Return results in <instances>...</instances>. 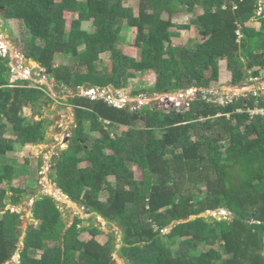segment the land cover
Wrapping results in <instances>:
<instances>
[{"label": "trees", "instance_id": "trees-1", "mask_svg": "<svg viewBox=\"0 0 264 264\" xmlns=\"http://www.w3.org/2000/svg\"><path fill=\"white\" fill-rule=\"evenodd\" d=\"M128 1L0 0V17L18 20L25 30L22 54L68 89H123L133 72L150 70L149 93L204 90L185 109L167 112L67 95L74 127L49 178L72 202L119 227L117 252L126 264H264V115L248 112L264 108V98L249 94L217 104L204 94L219 80L222 60L232 84L264 78L262 0H138L136 9ZM182 11L191 14L189 23L173 21ZM65 12L77 13L70 27ZM251 15L259 28L246 25ZM191 24L204 41L195 48L173 44L178 30ZM125 29L135 30L138 57L119 48ZM103 53L110 54L106 70ZM57 55L70 62L55 64ZM9 63L0 54V131L13 134L0 142V184H8L0 195L10 191L9 204L17 205L29 192L13 180L37 170L26 171L27 158L17 164L5 157L46 141L52 122L32 123L22 113L30 108L41 115L53 98L45 85L11 81ZM85 160L91 166L80 167ZM221 209L230 218L202 216ZM32 216L38 225L25 229L19 264H118L109 235L104 243L82 240L83 218L67 225L51 196L34 201ZM19 223L17 212L0 214V264L18 249Z\"/></svg>", "mask_w": 264, "mask_h": 264}, {"label": "rangeland", "instance_id": "rangeland-1", "mask_svg": "<svg viewBox=\"0 0 264 264\" xmlns=\"http://www.w3.org/2000/svg\"><path fill=\"white\" fill-rule=\"evenodd\" d=\"M138 0H129L128 5H131L136 9ZM262 7H264V0L261 1ZM260 10V9H259ZM200 11V10H199ZM259 14V12H258ZM167 17V14H163ZM77 18V13L65 12L66 25L71 26L73 20ZM191 14L187 11H182L173 16V21L175 23H189L191 21ZM246 25L259 28L260 23L255 20V16L251 15L246 19ZM82 26L87 29L86 23H82ZM178 36L172 39L175 45H185L190 48H195L204 39L199 34L196 25L191 24L189 29L178 30ZM123 35L126 38V42L119 44V48L124 54L130 56H137L138 52L134 46L135 30L125 29ZM25 30L21 24L16 19L4 20L0 17V54L10 58L11 66V81L18 78L19 75L22 79H29L36 84L45 85L53 101L48 107L43 108L41 115L33 114L30 108H27L22 115L32 123H39L43 119L52 122L46 130V141L44 143L36 145L23 146L13 152H9L6 155V159L15 158L18 161L17 164H22L25 159H28L25 167L26 171L28 168L30 171L33 169L37 170L35 175H28L19 177L20 180H13L12 184H17L21 186H26L28 188V194L23 197L21 202L17 205L9 204L8 196L11 194L10 191L6 192V197L3 198L0 195V214L3 210H8L12 212H17L20 214V223L17 227L21 229L19 237V244L16 253L11 257V259L6 264H19V249L21 248V240L24 236L25 229L31 223L38 225V221L32 216V207L36 196L49 195L56 202L59 210L61 211L63 219L66 221L67 225L71 224L75 216L83 218V224L88 226V230L80 235L82 240L89 239L91 237L96 238L101 243H104L109 230L106 228L105 224L108 223L100 216L95 215L93 212H88L83 207H80L77 203L72 202L67 198L56 186L53 184L49 178V173L53 167V161L57 158L58 153L65 149L69 142V136L72 133L74 127V114L71 106H68L65 101L67 95H72L73 93L86 94V90H82L81 87L76 90L68 89L57 82L52 76L51 72L39 65L33 59L26 58L21 52V45L25 43ZM82 48V47H81ZM110 54L103 53L101 57L100 66L103 69L109 68L110 65ZM73 61V60H72ZM55 64H68L70 59L63 58L61 55H57L54 59ZM225 61H220V78L217 82H212L211 87L205 90L204 93L207 97L214 100L217 104H225L228 101L233 100L235 97H244L249 94L257 95L264 98V78H259V80H251V78L246 77L243 81L232 84L231 74L227 69H225ZM155 75L152 71L147 70L143 73L133 72L128 79V87L126 90H115L112 88L107 89H95L92 95L103 96L109 98L115 104H127L131 107L149 106L155 107L160 112H167L170 110H183L187 107L188 101L193 97L200 96L201 92L204 91L200 88L191 87L188 89H183L176 91L174 93H149L146 89L154 85ZM141 89L138 94H133L134 91ZM90 93V92H89ZM125 133L130 134L131 131L127 128H120ZM5 137V138H4ZM12 138L13 134L7 132L2 135L0 131V142H5V139ZM229 151V147H226L225 152ZM110 153L109 150H107ZM39 158L41 164L38 166L36 159ZM14 163V162H13ZM24 163V164H25ZM15 164V163H14ZM19 166V165H17ZM80 167L91 166L90 161H82L79 164ZM135 178L141 179V172L138 167H132ZM8 189V184L6 182L0 184V193L2 189ZM58 191V193H57ZM105 196V192L103 193ZM213 215L218 218L222 216L229 217V214L225 210H216L212 212H206L202 216ZM111 224L112 229L115 231V237L119 240L116 244L115 250L113 252V259L118 264H126L125 260L119 256L117 249L120 247V236L121 230L114 223ZM39 254V253H38ZM39 256V255H38Z\"/></svg>", "mask_w": 264, "mask_h": 264}, {"label": "water", "instance_id": "water-1", "mask_svg": "<svg viewBox=\"0 0 264 264\" xmlns=\"http://www.w3.org/2000/svg\"><path fill=\"white\" fill-rule=\"evenodd\" d=\"M39 65H41V64H39ZM18 78H22V77L19 75ZM73 89H75V87ZM122 90H126V88H123ZM39 198H40V196H36L35 200H38ZM105 226L109 230L108 235H109V237L111 238V241H112V251H114L115 247H116V244L118 243V239H116V237H115V231L112 229V226L110 224H108V223H106ZM20 232H21V229L18 228L17 229L18 235L20 234Z\"/></svg>", "mask_w": 264, "mask_h": 264}, {"label": "built area", "instance_id": "built-area-1", "mask_svg": "<svg viewBox=\"0 0 264 264\" xmlns=\"http://www.w3.org/2000/svg\"><path fill=\"white\" fill-rule=\"evenodd\" d=\"M251 80H259V78L258 77H253V78H251ZM86 92H87V90H86ZM248 112L250 113V114H261V115H264V108H260V107H255V108H253V109H248Z\"/></svg>", "mask_w": 264, "mask_h": 264}, {"label": "clouds", "instance_id": "clouds-1", "mask_svg": "<svg viewBox=\"0 0 264 264\" xmlns=\"http://www.w3.org/2000/svg\"><path fill=\"white\" fill-rule=\"evenodd\" d=\"M72 90H73V88H71ZM77 89V87H75V89L74 90H76ZM95 89L96 88H84V89H82V90H87V92H86V94H87V96H92V97H94L93 95H92V93H94V91H95ZM122 90V89H121ZM90 92V93H89ZM221 210H224V209H221ZM226 211V210H225ZM89 212V211H88ZM95 215H96V213H94ZM97 216H99V215H97ZM102 218V217H101ZM103 219V218H102ZM109 223V222H108ZM111 225V224H110ZM118 242H119V240H118Z\"/></svg>", "mask_w": 264, "mask_h": 264}, {"label": "bare ground", "instance_id": "bare-ground-1", "mask_svg": "<svg viewBox=\"0 0 264 264\" xmlns=\"http://www.w3.org/2000/svg\"><path fill=\"white\" fill-rule=\"evenodd\" d=\"M57 193H58V191H57Z\"/></svg>", "mask_w": 264, "mask_h": 264}, {"label": "flooded vegetation", "instance_id": "flooded-vegetation-1", "mask_svg": "<svg viewBox=\"0 0 264 264\" xmlns=\"http://www.w3.org/2000/svg\"><path fill=\"white\" fill-rule=\"evenodd\" d=\"M94 213V212H93Z\"/></svg>", "mask_w": 264, "mask_h": 264}]
</instances>
